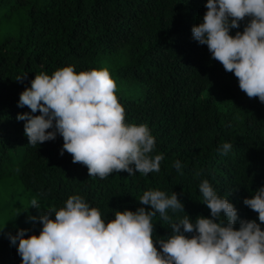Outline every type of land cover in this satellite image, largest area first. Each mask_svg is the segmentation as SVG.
<instances>
[{
    "label": "trees",
    "instance_id": "trees-1",
    "mask_svg": "<svg viewBox=\"0 0 264 264\" xmlns=\"http://www.w3.org/2000/svg\"><path fill=\"white\" fill-rule=\"evenodd\" d=\"M206 2L0 0V179L12 177L58 208L69 196L80 195L105 220L113 219L115 210L148 208L139 199L150 189L177 193L193 219L210 217L199 192L207 179L219 196L228 197L240 219L259 223L258 213L243 200L264 186V103L241 91L234 74L193 39L191 29L202 22ZM246 23L230 34L242 32ZM101 55H117L125 64L111 73L141 83L133 97L115 94L125 123L145 124L155 138L152 155L164 156L159 172L121 171L101 179L89 176L66 151L60 155V135L28 144L25 121L16 119L30 112L18 107L20 93L41 72L51 75L68 65L77 74L98 69L105 60ZM20 76L25 78L16 80ZM223 143L233 145L227 155L220 151ZM152 223L153 239H167L171 230L159 213ZM7 234L0 233V264H21Z\"/></svg>",
    "mask_w": 264,
    "mask_h": 264
},
{
    "label": "clouds",
    "instance_id": "clouds-1",
    "mask_svg": "<svg viewBox=\"0 0 264 264\" xmlns=\"http://www.w3.org/2000/svg\"><path fill=\"white\" fill-rule=\"evenodd\" d=\"M205 8L202 22L191 29L193 39L234 74L241 91L264 103V0H207ZM245 20L243 31L231 35ZM116 88L107 68L77 74L68 65L51 75L41 72L19 96L18 107L30 112L18 113L16 119L25 121L24 135L33 146L60 135V155L69 153L73 163L87 167L89 176L159 172L164 156L152 155L155 138L147 125L125 123ZM232 147L223 143L220 151L227 155ZM174 167L181 170V162ZM199 192L210 217L193 219L177 193L150 189L139 199L148 208L115 210L114 218L105 220L82 196L71 195L63 207L29 217L42 225L38 235H26L31 229L7 235L21 264H264V186L243 200L258 213L259 223L240 219L228 197L219 196L207 179L200 182ZM30 204L41 208L35 198ZM169 210L184 215L174 218ZM157 213L171 230L167 239H153Z\"/></svg>",
    "mask_w": 264,
    "mask_h": 264
},
{
    "label": "rangeland",
    "instance_id": "rangeland-1",
    "mask_svg": "<svg viewBox=\"0 0 264 264\" xmlns=\"http://www.w3.org/2000/svg\"><path fill=\"white\" fill-rule=\"evenodd\" d=\"M122 51L118 53V56ZM112 55L100 56L105 59L101 62L98 69L107 68L111 77L114 79L117 88L115 93H125L128 97L137 95V91L141 87L140 81L128 77H119L117 74L111 73L118 65H124L123 60H116ZM110 59L108 60L106 59ZM114 60V61H113ZM118 64V65H117ZM35 198L41 205L38 210L31 207V200ZM48 207H56L54 204L37 196L34 192L26 189L23 185L15 181L12 177L0 179V233H10L18 229H31L27 234H39L42 225L38 222L33 223L29 220L30 216H39ZM54 218V214H53Z\"/></svg>",
    "mask_w": 264,
    "mask_h": 264
}]
</instances>
